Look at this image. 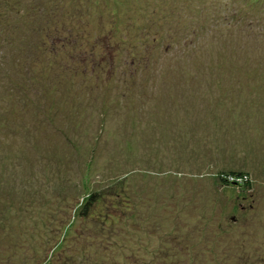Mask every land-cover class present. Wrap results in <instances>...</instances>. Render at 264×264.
<instances>
[{"label": "rangeland", "instance_id": "obj_1", "mask_svg": "<svg viewBox=\"0 0 264 264\" xmlns=\"http://www.w3.org/2000/svg\"><path fill=\"white\" fill-rule=\"evenodd\" d=\"M116 1L127 10L117 41L132 40L109 41L107 15L92 22V40L119 54L102 83L86 53H69L89 76L74 77L72 94L48 66L69 64L64 53L41 47L29 70L17 52L0 56V250L12 253L0 264L34 262L30 249L70 220L75 233L43 263L264 264V0ZM68 23L39 12L25 34L43 44ZM243 171L249 191L235 184L246 176L220 180ZM82 175L109 222L78 218L74 201L61 213L87 193Z\"/></svg>", "mask_w": 264, "mask_h": 264}, {"label": "trees", "instance_id": "obj_2", "mask_svg": "<svg viewBox=\"0 0 264 264\" xmlns=\"http://www.w3.org/2000/svg\"><path fill=\"white\" fill-rule=\"evenodd\" d=\"M82 1L85 2L86 4L82 5L83 4ZM98 1H100L103 4H101L97 8L96 13H94L95 6L89 4V0H0V56H1L2 62L5 61L4 54L9 55L10 53H13V52L16 54L17 52V55L19 54L20 56V59H18V63L19 65L21 64L22 66V67L18 66L19 70H29V67L31 65H34V64L37 65L38 62L40 63L42 54L36 56L34 55V52L40 49L41 47L49 48L50 49L49 52H54L56 56H61L64 53L69 64L61 65L63 61H58V62L48 63V66L54 70V73H53L54 77L56 73L58 74L57 81L61 80V78H64L67 86L70 88V93L72 94L73 92L76 91L74 87L75 84L73 83L74 77L75 76L76 77L85 76L84 78H88L89 76H88L87 67H86V71H83L79 62H73V60H75V57L71 58L69 53L73 51L72 53L77 54L76 52H78L80 53V55L78 56H82V58H84V55L86 53L91 58V62H90V64L92 65L91 71L96 76L95 80H97V82L102 83L105 80V77H107L106 75L108 73V71L106 70L104 66H108V63L110 62V60L114 62L115 57L117 58L119 54H117L116 51L114 52L113 48L110 50L109 53H106L107 50H105V48H102V49L99 48L100 43H97L95 40H92V38L94 37L92 33V31L94 30V27L92 26V22L96 24L99 21V14H100V17L102 16V18L103 16L107 15L110 17L107 20L108 22H110V28L107 29V28L102 27L101 31L104 33H108V32L110 33V34H106V36L109 37L108 38L109 41L112 39V41L114 42L116 39V43H120V44L123 43L122 45L127 46L128 44L126 43L130 42L132 38L125 40V42L117 41V37L119 38V32H120L119 18H120V15L122 16V14H124V11H127L125 10L123 3L120 4L116 0H107L104 2L103 0H98ZM243 1H244L243 3L247 4L246 6H249L248 3H251V2L253 3L255 0H243ZM132 4L135 5L136 3L132 1L130 5ZM82 6L84 8L85 7L88 8L90 6V8H94V9H91L90 11L88 9V12L84 14L81 12L83 11ZM251 8L253 7L251 6ZM48 11L52 13L54 16H57L63 24H67L68 22H70L72 24H75L76 28H73L72 27L73 25L70 26L68 23L69 27L67 26L65 27L67 30L65 36L58 35V37H55L53 34H50L49 35L50 39H49L45 35L43 44H40L41 42L40 36L38 39H35V35L37 31H35L33 35L30 34L29 36H27L25 34V28H28L33 25L34 17L39 12L45 13ZM240 12H238L237 15L240 16ZM249 13H250L249 11L245 10L242 15L246 16ZM237 15L234 14L233 18L234 19L238 18L239 16ZM112 16L114 17V20L112 19ZM25 21L26 23L23 24V22ZM113 23H114V26L112 27ZM63 29H64V25H63ZM28 54H33L31 65L30 64L27 65V62L25 59ZM94 61H97V63ZM16 72H17V75L20 74V71H16ZM49 83H53V82L50 81ZM54 88L55 87H47L46 91L53 92ZM98 88L99 87H97V89ZM37 89L38 88L32 89L30 94L34 96L35 95L34 90H37ZM30 94H26L25 96L29 98ZM29 99L32 102L36 103L35 98H29ZM57 129L58 128L53 127V128H50V131L53 132ZM21 131L22 130L18 128L14 132H6L5 135L15 136L19 134ZM95 149L96 148L94 147L92 151H95ZM92 156L94 157V155ZM89 164L90 163H88L87 166H89ZM246 175L247 173L245 171L231 172V173L226 172V173H221L220 180H222L224 184H227L225 182L227 181L231 182V180H235L237 178H244L243 176H246ZM76 177L78 176L76 175ZM81 179L83 180L81 185L85 184V187L82 186V188L86 189L85 191H87V193L83 194V191H79V192H76V199H75V196H72V197L69 196V198L67 197L68 201H67V198L61 201L62 203V205L60 206L61 213H63V211H67V209L70 208L71 204H73V201H74L75 204L73 208H76L75 211H76V214L78 215V218L81 217V218L90 219V217L93 218L91 216L93 213L95 220L98 222H105V219L107 222L112 220L113 217H111L109 213L107 214L94 213L96 208L100 205V203L104 201L103 196H102L103 192H101L98 189V187L93 188L92 184H90L91 187L89 188L88 183H87L89 182V180L86 179V176L82 175ZM235 184H238L237 186H242V188H245L248 191L252 187L250 176L248 178L246 176V178L243 180V183L238 181V183H235ZM78 187L79 186H77L76 189H78ZM114 194L116 195V198H118L119 193L118 192L112 193V195ZM82 196H84L83 197L84 200L82 199V201H79V199ZM117 204H119L118 201H117ZM73 208H72V212L74 213L73 219H75L76 216H75V212L73 211ZM93 208L94 210L92 211ZM73 222H74L73 220H70V223L67 226L59 230L57 227L56 232L55 233L53 232V234H55L53 242L46 244L44 247H42L39 250L38 248L30 249L32 253L29 257L32 259L33 253H35L37 256V259L36 257H34L33 258L34 262H31L29 264H54L52 261L51 262L47 261L43 263L48 258V257L45 258L44 256L45 255L49 256V252H47V250L51 248H52V254H53V252L56 249L66 247V245L68 244L66 241L69 239V237L73 236V233H75V230H76V225H73ZM72 226H74L75 228L73 233H72ZM8 247H11V246L9 245ZM43 248H45V250L47 249L46 254H43L44 253ZM11 254L12 253L11 252L9 253L8 249L0 250L1 259L6 257L7 260L8 259L10 260ZM51 258H52V255H51ZM4 263L9 264V262H4Z\"/></svg>", "mask_w": 264, "mask_h": 264}]
</instances>
